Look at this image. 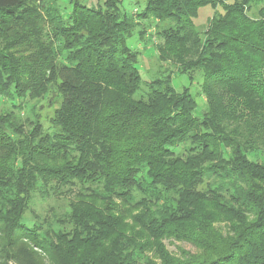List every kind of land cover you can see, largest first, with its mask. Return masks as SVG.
I'll use <instances>...</instances> for the list:
<instances>
[{"label": "trees", "instance_id": "16d2710c", "mask_svg": "<svg viewBox=\"0 0 264 264\" xmlns=\"http://www.w3.org/2000/svg\"><path fill=\"white\" fill-rule=\"evenodd\" d=\"M144 1L0 0V96L59 102L51 131L0 113V264H264V0ZM143 20L159 61L201 72L200 117L169 75L136 96Z\"/></svg>", "mask_w": 264, "mask_h": 264}, {"label": "rangeland", "instance_id": "374dc122", "mask_svg": "<svg viewBox=\"0 0 264 264\" xmlns=\"http://www.w3.org/2000/svg\"><path fill=\"white\" fill-rule=\"evenodd\" d=\"M59 6L62 8H70V0H56ZM83 4L88 6L102 4L103 0H78ZM232 1V0H230ZM144 0H121L119 5L120 9L133 14L136 17V13L144 7ZM221 11V7L217 6L215 9L206 6L199 9L198 16L193 20L197 25L198 30H203L206 27L208 19L212 16L214 11ZM147 20L141 21L143 28L146 31V40L141 41L138 38L137 30L135 29L129 37H127V44L139 52V59L137 62V67L141 75L140 87L137 90L136 96H139L147 91V84L156 79L157 77H163L169 75L170 82L172 86L177 90L181 91L183 88H187L190 94L193 96L195 101L194 114L198 117L202 115L206 108L205 97L201 90L202 75L200 71H195L191 76L187 74H181L177 69L169 62H162L157 59L155 45L160 41L156 35L155 22ZM149 23V24H148ZM155 28V29H154ZM147 83V84H146ZM13 104H18L21 106L19 111H16L21 119L30 118L32 120L37 119L46 131H51L50 118L53 116L54 109L58 106L59 102L53 92H50L48 96L44 99H9L7 97L0 96V113L8 111L11 109ZM69 198H64L62 196H50L44 201H36L32 204L33 212H28L31 219L36 218L34 215L40 218L51 217V214L61 213L65 208ZM39 219V218H38ZM221 227V224H220ZM164 244L166 248L180 256V250L184 249L188 251H195L194 247L181 240L165 239Z\"/></svg>", "mask_w": 264, "mask_h": 264}]
</instances>
